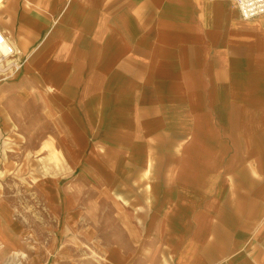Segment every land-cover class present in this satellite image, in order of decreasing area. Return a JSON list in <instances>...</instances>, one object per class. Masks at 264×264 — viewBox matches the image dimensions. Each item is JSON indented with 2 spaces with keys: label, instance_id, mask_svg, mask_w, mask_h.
Masks as SVG:
<instances>
[{
  "label": "crops",
  "instance_id": "crops-1",
  "mask_svg": "<svg viewBox=\"0 0 264 264\" xmlns=\"http://www.w3.org/2000/svg\"><path fill=\"white\" fill-rule=\"evenodd\" d=\"M0 30L23 62L0 116L36 135L19 149L77 151L27 180L40 208L0 199V264H264V16L0 0Z\"/></svg>",
  "mask_w": 264,
  "mask_h": 264
},
{
  "label": "rangeland",
  "instance_id": "rangeland-1",
  "mask_svg": "<svg viewBox=\"0 0 264 264\" xmlns=\"http://www.w3.org/2000/svg\"><path fill=\"white\" fill-rule=\"evenodd\" d=\"M4 83H0V86ZM9 103L5 95H1V114L6 115L9 113L7 111ZM14 120L16 121L14 118L9 119L0 116V199L18 207H25L32 202L40 208L42 206L40 198L34 192L32 194L26 193L30 190L28 187L29 181L27 180L45 177L52 171L54 173H76L73 166L62 165V162L66 161L64 152L72 156L77 151L19 149V145H27L26 142H28L29 136L35 137L36 135H24L18 130H14ZM29 120L25 119L26 122H29ZM17 121H20V119H17ZM6 124L12 127V131L3 134L1 131L3 132V127L7 126ZM23 125H28V123H23Z\"/></svg>",
  "mask_w": 264,
  "mask_h": 264
},
{
  "label": "built area",
  "instance_id": "built-area-1",
  "mask_svg": "<svg viewBox=\"0 0 264 264\" xmlns=\"http://www.w3.org/2000/svg\"><path fill=\"white\" fill-rule=\"evenodd\" d=\"M240 17L252 21L264 16V0H233ZM23 62L15 48L0 30V83L13 79L22 69Z\"/></svg>",
  "mask_w": 264,
  "mask_h": 264
}]
</instances>
